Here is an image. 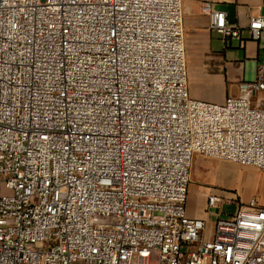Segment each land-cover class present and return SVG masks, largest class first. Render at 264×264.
Returning a JSON list of instances; mask_svg holds the SVG:
<instances>
[{"label": "built area", "instance_id": "obj_1", "mask_svg": "<svg viewBox=\"0 0 264 264\" xmlns=\"http://www.w3.org/2000/svg\"><path fill=\"white\" fill-rule=\"evenodd\" d=\"M186 57L182 0H0V264H264L255 199L187 213L196 155L264 174V66L218 105Z\"/></svg>", "mask_w": 264, "mask_h": 264}, {"label": "crops", "instance_id": "obj_2", "mask_svg": "<svg viewBox=\"0 0 264 264\" xmlns=\"http://www.w3.org/2000/svg\"><path fill=\"white\" fill-rule=\"evenodd\" d=\"M205 4L225 12L229 23L241 28V39L223 40L212 32ZM182 6L189 95L218 105L239 96L241 84L254 82L258 68L264 66V32L255 41L247 29L251 19L264 17V0H182ZM190 194L205 201L209 192L190 185ZM187 213L205 221V212L188 207Z\"/></svg>", "mask_w": 264, "mask_h": 264}, {"label": "rangeland", "instance_id": "obj_3", "mask_svg": "<svg viewBox=\"0 0 264 264\" xmlns=\"http://www.w3.org/2000/svg\"><path fill=\"white\" fill-rule=\"evenodd\" d=\"M190 185H195L198 190L208 191L207 197L210 194L222 196L226 204L221 212L227 216H234L238 206L246 205L251 199H255L259 206L264 205V174L253 168L197 156L191 171ZM189 197V208L205 212L206 231L209 236L216 217L212 218L211 212H206L207 197L205 201L194 194Z\"/></svg>", "mask_w": 264, "mask_h": 264}]
</instances>
